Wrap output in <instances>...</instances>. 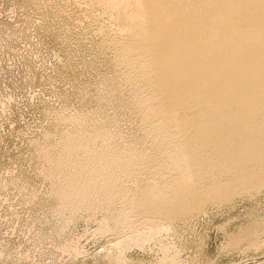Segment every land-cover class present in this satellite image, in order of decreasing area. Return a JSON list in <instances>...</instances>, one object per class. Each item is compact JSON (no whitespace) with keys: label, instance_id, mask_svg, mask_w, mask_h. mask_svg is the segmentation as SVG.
Listing matches in <instances>:
<instances>
[{"label":"rangeland","instance_id":"374dc122","mask_svg":"<svg viewBox=\"0 0 264 264\" xmlns=\"http://www.w3.org/2000/svg\"><path fill=\"white\" fill-rule=\"evenodd\" d=\"M136 1L0 0V264H264V159L216 166L196 210L145 209L178 172L122 43ZM237 178L251 188L220 196Z\"/></svg>","mask_w":264,"mask_h":264},{"label":"bare ground","instance_id":"6f19581e","mask_svg":"<svg viewBox=\"0 0 264 264\" xmlns=\"http://www.w3.org/2000/svg\"><path fill=\"white\" fill-rule=\"evenodd\" d=\"M129 17L128 26L120 29L122 43L129 56L139 60L140 73L147 74L151 81L157 103L153 115L159 118L166 137L177 149L170 154V166L178 174L170 182L169 192L164 195L150 191V197L143 200L145 209L162 217L168 214V219L176 210L184 213L191 207V212L194 207L187 206L189 197L193 196L191 203L195 196H210L221 184L216 180L221 177L210 174L216 166L244 170L264 159V0H138ZM199 151L207 156L203 158ZM233 151H241L240 157L236 154V158L229 159L227 154L233 157ZM194 169L204 174L209 171L206 175L215 177L218 183L207 177L212 182L211 190L210 185L208 189L202 186L206 184L204 179L202 184L195 183ZM230 171L224 174H232ZM257 173L264 178V167ZM242 179L245 180L243 176ZM241 180L229 185L220 196L227 195L228 199L233 196L231 190L241 185L249 190L255 183L252 178L250 187L248 179L247 185ZM257 181L261 185L262 180ZM197 199L198 207L202 203L198 204ZM165 225L154 226L153 234ZM168 257L167 260L172 258Z\"/></svg>","mask_w":264,"mask_h":264}]
</instances>
